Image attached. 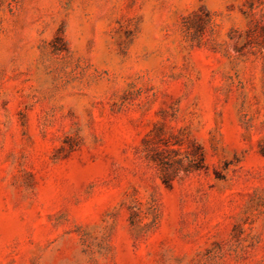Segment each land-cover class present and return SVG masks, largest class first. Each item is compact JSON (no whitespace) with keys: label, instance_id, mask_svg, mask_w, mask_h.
Returning a JSON list of instances; mask_svg holds the SVG:
<instances>
[{"label":"rangeland","instance_id":"374dc122","mask_svg":"<svg viewBox=\"0 0 264 264\" xmlns=\"http://www.w3.org/2000/svg\"><path fill=\"white\" fill-rule=\"evenodd\" d=\"M0 264H264V0H0Z\"/></svg>","mask_w":264,"mask_h":264}]
</instances>
